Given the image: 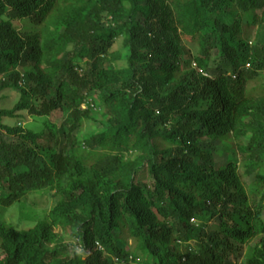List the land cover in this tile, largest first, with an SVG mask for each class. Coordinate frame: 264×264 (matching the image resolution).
Instances as JSON below:
<instances>
[{
    "label": "trees",
    "instance_id": "trees-1",
    "mask_svg": "<svg viewBox=\"0 0 264 264\" xmlns=\"http://www.w3.org/2000/svg\"><path fill=\"white\" fill-rule=\"evenodd\" d=\"M6 92L0 264H264V0H0Z\"/></svg>",
    "mask_w": 264,
    "mask_h": 264
},
{
    "label": "rangeland",
    "instance_id": "rangeland-1",
    "mask_svg": "<svg viewBox=\"0 0 264 264\" xmlns=\"http://www.w3.org/2000/svg\"><path fill=\"white\" fill-rule=\"evenodd\" d=\"M21 24V23H20ZM112 52H122V38L117 39L111 49ZM125 54V53H124ZM123 61L124 59H120ZM119 62V66H123L122 62ZM118 63V62H117ZM15 93L12 92H6L3 94V101L0 103V107L2 108H11L16 100ZM18 98V96H17ZM97 113L100 112V110L96 111ZM96 112H93L92 114H95ZM22 126L34 129L35 131L37 129L43 128L42 119L25 116V120L23 122H20ZM98 127V126H97ZM93 132L92 131H86L81 136V141L88 138ZM246 142V140H244ZM206 143V142H205ZM208 145V143H206ZM228 143L222 144L219 141H214L212 145L214 146V153H213V159L216 165H226L232 158L230 154V150L228 146L226 145ZM225 145V146H224ZM202 146H204L202 144ZM229 151H227V149ZM254 180V175L250 177H245V184H249ZM2 189H0V192ZM55 199L51 196H42L35 192L29 193L25 196L24 200L22 201V204H14L10 209L4 210L0 207V222L6 221L8 223H11L15 226H17L20 229H27L31 228L34 223L37 220H40L44 215L48 212V210L54 205ZM63 241L67 244L72 246L74 243L72 240H70L68 237H64ZM75 247V246H72ZM242 249V254H243ZM242 254L240 257L234 256L237 259V264L242 263ZM234 261V258H232Z\"/></svg>",
    "mask_w": 264,
    "mask_h": 264
},
{
    "label": "clouds",
    "instance_id": "clouds-1",
    "mask_svg": "<svg viewBox=\"0 0 264 264\" xmlns=\"http://www.w3.org/2000/svg\"><path fill=\"white\" fill-rule=\"evenodd\" d=\"M191 67H194V64H192ZM246 69H248V65L246 66ZM84 108H85V107H84ZM191 221H193V220H191Z\"/></svg>",
    "mask_w": 264,
    "mask_h": 264
}]
</instances>
